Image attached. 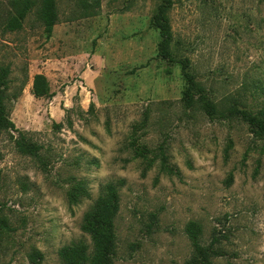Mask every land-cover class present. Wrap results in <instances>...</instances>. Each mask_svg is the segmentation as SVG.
<instances>
[{"label": "rangeland", "instance_id": "rangeland-1", "mask_svg": "<svg viewBox=\"0 0 264 264\" xmlns=\"http://www.w3.org/2000/svg\"><path fill=\"white\" fill-rule=\"evenodd\" d=\"M160 2L99 0L84 15L77 0H56L46 38L36 7L21 29H5L0 0L16 128L0 130V264H65L58 250L79 241L92 253L81 225L109 183L118 195L112 264H199L190 221L213 243L212 264H264V138L238 112L224 114L264 106V0H172L173 60L151 24ZM185 59L193 107L180 100ZM36 74L49 96L33 95ZM20 134L35 155L17 148ZM78 182L86 193L71 201Z\"/></svg>", "mask_w": 264, "mask_h": 264}, {"label": "trees", "instance_id": "trees-1", "mask_svg": "<svg viewBox=\"0 0 264 264\" xmlns=\"http://www.w3.org/2000/svg\"><path fill=\"white\" fill-rule=\"evenodd\" d=\"M7 5V12L4 18V28L9 31H15L22 28L23 21L28 13L36 7V15L43 26V31L46 38H49L53 26L58 22V13L56 0H5ZM77 3L83 8L84 15H93L95 13L94 6H98L99 0H77ZM172 6V0H161L157 5L156 11L152 17L151 24L157 28L161 35V42L159 44L162 54L173 60L170 55V43L172 33L169 24L168 11ZM188 59H185L182 72L185 75L188 86L183 92L181 101L184 105L193 107L196 100H192L190 96L191 90L194 88V81L190 76L189 71L185 70L188 67ZM9 68L7 66H0V130H16L13 121L9 118L5 99L7 98L6 90L9 82L8 79ZM32 93L35 97L49 96V86L43 74H36L33 79ZM212 109H214L211 102ZM204 108L208 111V107ZM239 113L241 119L252 126V131L255 136L264 138V106L251 114L245 109L238 110L235 105H230L225 109V113ZM15 145L24 153L35 155L38 146L31 144L24 140V136L20 134L19 138H15ZM161 168L164 171L171 172V167L168 166L165 155L161 151ZM82 190V191H81ZM86 193L82 187L81 182L75 184L72 189L68 191V198L71 201H77L81 194ZM118 208V195L115 186L111 183L107 184L104 193L100 194L94 201L91 208L84 214L81 228L87 232L92 240L93 252L89 253L88 245L83 242H73L62 246L58 250L60 259L65 264H112V255L114 254L115 234L113 229V218ZM186 232L189 240L193 246V256L197 258L199 264H212L211 257L216 255V251L211 242L209 245H204L201 240V226L195 222L190 221L186 224ZM31 259L38 262L40 254L30 255Z\"/></svg>", "mask_w": 264, "mask_h": 264}]
</instances>
